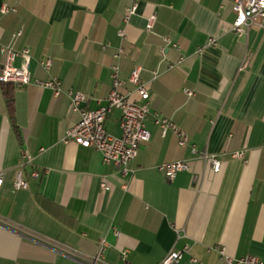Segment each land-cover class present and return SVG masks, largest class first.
Segmentation results:
<instances>
[{
	"label": "crops",
	"instance_id": "crops-1",
	"mask_svg": "<svg viewBox=\"0 0 264 264\" xmlns=\"http://www.w3.org/2000/svg\"><path fill=\"white\" fill-rule=\"evenodd\" d=\"M232 1L138 0L125 21L130 0H0V10L16 9L0 13V67L4 46L31 57V83L14 87L13 122L0 85V264H90L101 241L98 264H160L184 247L177 264H225L219 250L264 260V24L237 37ZM120 49L121 78L139 69L150 96V139L125 177L93 149L63 140L78 121L67 92L83 94L85 110L104 105ZM46 59L47 70L39 65ZM53 78L61 81L59 96L35 83ZM155 115L215 157L219 172L173 134L162 137ZM118 118L114 111L105 121L115 136ZM21 154L32 156L40 176L14 190ZM181 160L190 170L173 180L158 170Z\"/></svg>",
	"mask_w": 264,
	"mask_h": 264
},
{
	"label": "built area",
	"instance_id": "built-area-1",
	"mask_svg": "<svg viewBox=\"0 0 264 264\" xmlns=\"http://www.w3.org/2000/svg\"><path fill=\"white\" fill-rule=\"evenodd\" d=\"M138 0H130V5L125 10L124 20L127 21L130 16L137 11ZM232 10L235 14L232 23V31L237 37H243L247 34L250 27H261L264 24V0H233ZM16 9L2 5L0 13L6 15L14 13ZM155 17L149 18L147 30H150ZM22 29L12 34V39L20 37ZM122 37V32H119ZM165 41H168L165 39ZM215 40L210 39L208 44H214ZM107 46H103L105 48ZM201 50H198L200 52ZM1 53L5 56L4 64L0 67V85L11 84L15 88H22L31 83L30 72V51L28 49L16 50L13 46L8 45L1 48ZM122 50H118L113 54L116 61L111 66V87L105 100V104L94 110H85L83 104L86 98L79 92H67L69 98L68 111L78 116V121L65 132L64 141H72L74 144L83 148H91L101 155V161L105 165L112 164L119 169L122 176H128L130 170L128 164L136 157L139 145L148 142L150 133L146 128V119L149 116V93L146 84L140 81L139 69H134L128 75L127 79L120 76V68L118 61L122 57ZM16 59H20L21 63L18 67L13 65ZM39 65L47 70L51 66V60L46 59ZM36 85L40 88H48L53 91L54 96L62 93L61 81L57 78L48 81H36ZM133 87L132 92H123L127 85ZM187 97L193 96V93L184 90ZM134 93L136 98L131 99L130 95ZM114 111L119 112L118 129L119 135L115 136L107 132L105 128L106 118ZM154 125L159 129L162 137L168 133L173 134L177 139V144L181 148H189L192 157L200 159L204 162L211 163L213 172L217 173L220 169L219 161L212 156H208L205 152H199L189 143V137L180 130L171 120L155 115L153 118ZM232 157L243 158L242 152H235ZM30 168L29 171L26 169ZM158 170L164 177L170 181L180 172H189L190 167L187 161H174L162 164ZM40 173L33 166V158L27 154H21V162L15 173L12 187L14 190H25L28 188L29 179H38ZM3 181V174L0 173V188ZM101 188L108 190V187L102 183ZM117 237L119 232L114 230ZM106 247V243H99V250L95 258L90 264H98L100 257ZM188 251L187 247L182 250L170 252L160 264H177L182 255ZM225 264H264V260L251 255H245L238 259H231L224 256L223 251L219 250ZM192 262L196 263L195 260Z\"/></svg>",
	"mask_w": 264,
	"mask_h": 264
},
{
	"label": "trees",
	"instance_id": "trees-1",
	"mask_svg": "<svg viewBox=\"0 0 264 264\" xmlns=\"http://www.w3.org/2000/svg\"><path fill=\"white\" fill-rule=\"evenodd\" d=\"M2 93L5 99L6 111L11 122L14 121V86L11 84H1Z\"/></svg>",
	"mask_w": 264,
	"mask_h": 264
}]
</instances>
